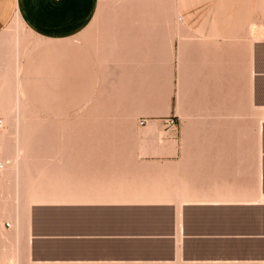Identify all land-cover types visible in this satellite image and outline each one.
Masks as SVG:
<instances>
[{"label": "rangeland", "instance_id": "1", "mask_svg": "<svg viewBox=\"0 0 264 264\" xmlns=\"http://www.w3.org/2000/svg\"><path fill=\"white\" fill-rule=\"evenodd\" d=\"M262 112L264 0H19L0 32V264H39L31 226L56 228L73 178L117 191L136 161L216 146L238 150L244 189Z\"/></svg>", "mask_w": 264, "mask_h": 264}, {"label": "crops", "instance_id": "2", "mask_svg": "<svg viewBox=\"0 0 264 264\" xmlns=\"http://www.w3.org/2000/svg\"><path fill=\"white\" fill-rule=\"evenodd\" d=\"M18 8L19 0H0V32ZM189 116L207 128L221 127L213 121L223 120ZM253 120L257 144L246 148L244 189L238 150L216 146L136 161L134 172L119 177L117 191L88 176L73 178L70 202L55 205L56 228L36 232L32 224V256L39 264H264V112ZM140 163L170 171L139 175ZM175 163L189 166L184 176L175 175ZM228 166L236 172L223 177ZM224 243L245 247L246 256L224 259Z\"/></svg>", "mask_w": 264, "mask_h": 264}, {"label": "bare ground", "instance_id": "3", "mask_svg": "<svg viewBox=\"0 0 264 264\" xmlns=\"http://www.w3.org/2000/svg\"><path fill=\"white\" fill-rule=\"evenodd\" d=\"M2 66V65H1Z\"/></svg>", "mask_w": 264, "mask_h": 264}]
</instances>
